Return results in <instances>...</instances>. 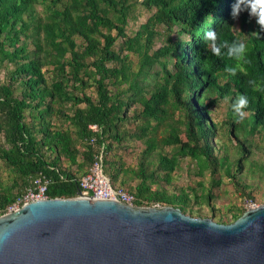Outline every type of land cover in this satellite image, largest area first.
Listing matches in <instances>:
<instances>
[{
  "label": "trees",
  "instance_id": "trees-1",
  "mask_svg": "<svg viewBox=\"0 0 264 264\" xmlns=\"http://www.w3.org/2000/svg\"><path fill=\"white\" fill-rule=\"evenodd\" d=\"M233 2L0 0V68L5 62L13 66L8 81L0 82V133L4 136L0 160L18 175L14 184L6 185L0 173V209L5 211L40 176L50 180L47 197H77L81 178L103 151L113 187L133 192L135 205H170L188 212L192 194L186 188L170 192L161 182L172 184L187 157L198 162L200 176L211 166L226 165V158L215 156L212 141L218 124L211 112L219 99L231 102L228 133L238 139L241 154L234 164L241 171L250 148L238 131L264 134V34L257 37L258 25L247 12L241 14L246 33L236 31L230 16ZM40 4L42 14L37 12ZM137 4L152 14L130 37L126 29ZM208 30L217 32L218 42H246V60L228 57L226 48L221 56H214L203 40ZM175 32L177 38L172 36ZM162 34L165 41L153 50L155 38ZM120 38L124 48L139 56L138 71L127 64L129 54L116 48ZM160 63L161 68H155ZM232 67L235 74L227 71ZM90 80L97 89L95 101L78 93ZM123 84L128 86L122 89ZM240 95L249 101L243 119L232 110ZM84 103L89 107H82ZM56 117L71 127L57 126ZM130 123L136 124L135 129L123 131ZM124 140L145 145L140 166L131 170L130 177L121 158L107 160L109 151ZM170 148L171 152H164ZM155 151H159L158 165L150 169L148 158ZM227 167L228 174L235 175L232 165ZM130 179L135 186H127ZM204 195L211 200L210 193ZM242 209L244 213L245 206Z\"/></svg>",
  "mask_w": 264,
  "mask_h": 264
},
{
  "label": "water",
  "instance_id": "water-1",
  "mask_svg": "<svg viewBox=\"0 0 264 264\" xmlns=\"http://www.w3.org/2000/svg\"><path fill=\"white\" fill-rule=\"evenodd\" d=\"M0 264H264V204L224 223L82 193L36 199L0 216Z\"/></svg>",
  "mask_w": 264,
  "mask_h": 264
},
{
  "label": "rangeland",
  "instance_id": "rangeland-1",
  "mask_svg": "<svg viewBox=\"0 0 264 264\" xmlns=\"http://www.w3.org/2000/svg\"><path fill=\"white\" fill-rule=\"evenodd\" d=\"M141 2V0H139ZM44 6L42 4L37 5L38 14H42ZM152 12L146 10L141 4H137L136 7L130 12L129 23L127 26V35L133 37L136 32L141 28V25L147 21ZM247 30L244 25L242 15L239 20L236 21V31ZM160 32L163 33L162 29ZM116 34L114 30L112 32ZM246 33V31H245ZM173 38H177L179 35L177 32L172 34ZM165 35H157L154 41L153 50L162 46L165 41ZM82 42V39H78ZM32 47V46H31ZM116 48L123 54H129V61L127 64L131 67L133 72L138 71L140 67L139 56L134 52L128 51L123 46V39H118ZM164 60V59H163ZM161 63L157 64L155 68H161ZM171 66V65H170ZM13 66L8 62L0 68V82L8 81V71ZM47 68V67H46ZM50 68V67H49ZM52 68V67H51ZM48 76L51 74L48 72ZM128 84H123L122 89L127 87ZM113 90H116V86H112ZM79 94H87L95 101L97 100V89L93 84V81H89V86L84 91H78ZM229 98L219 99L212 107L211 117L212 121L218 124V130L216 136L212 141L215 144L214 154L216 157H223L227 159L226 165L217 164V167H210L202 176L198 175L199 165L195 159L187 157L181 161L180 167L176 170L173 176L172 184H166L163 181L161 185L167 188L170 192H179L181 188H186L193 196L188 207L189 215L195 217H209L218 222L230 223L235 221L236 215H242V207L245 203L253 199L259 205L264 204V134L261 131H257L253 134L243 132L239 130L240 140L246 141L249 146L250 152L242 162L243 168L238 170V167L234 164L236 159L240 156L241 149L237 146L238 139L234 135H230L228 131L231 129L229 122V108L231 102ZM84 108L89 107L87 103L81 105ZM137 110H141L139 104L135 105ZM55 124L59 127H71L69 122L64 118H55ZM135 123L126 124L122 129L134 130ZM182 138L185 140V133L182 134ZM4 142V136L0 133V143ZM79 147L84 150L85 147L82 143H78ZM145 145L141 141H129L124 140L122 143H116L114 150L109 151L107 160L114 161L120 160L124 162L125 168H127V176H131V170H137L140 166V161L143 157V151ZM165 153L171 152L170 149H166ZM159 151H155L149 158L148 163L150 169H156L159 161ZM105 163V161H104ZM64 166H67V162L63 161ZM227 164H231V173L228 174ZM76 167H74L75 169ZM105 168L109 169L108 163H105ZM216 169V171H213ZM0 173L1 177L6 185L14 184L17 179V173L11 169L6 162L0 160ZM134 179L128 181L127 186H135ZM218 182V183H217ZM202 183V184H201ZM212 189L213 191L209 192ZM17 191V189H15ZM210 193L211 200L205 197L204 194ZM196 194V198L195 195ZM199 195V197H197ZM161 206V205H155ZM193 210V212H191ZM239 216V217H240Z\"/></svg>",
  "mask_w": 264,
  "mask_h": 264
},
{
  "label": "built area",
  "instance_id": "built-area-1",
  "mask_svg": "<svg viewBox=\"0 0 264 264\" xmlns=\"http://www.w3.org/2000/svg\"><path fill=\"white\" fill-rule=\"evenodd\" d=\"M91 127L94 130H99L97 125ZM49 182L50 180L45 176L37 177L32 186L22 196L18 197L13 204L8 206L5 211L0 209V216L16 211L30 201L46 198ZM80 184L82 187L80 192L84 196H92L96 199H115L127 204H135L136 196L133 192L124 187H113L110 177L105 172L103 151L97 156L90 171L81 178ZM244 206L248 210L258 207L259 204L250 199Z\"/></svg>",
  "mask_w": 264,
  "mask_h": 264
},
{
  "label": "clouds",
  "instance_id": "clouds-1",
  "mask_svg": "<svg viewBox=\"0 0 264 264\" xmlns=\"http://www.w3.org/2000/svg\"><path fill=\"white\" fill-rule=\"evenodd\" d=\"M247 12L250 20L254 19L259 30L255 31L257 37L264 34V0H234L231 5L230 16L233 21L239 20L242 13ZM203 40L208 46V50L214 56H221L222 49H227V56L234 59L235 61H245L248 51V45L246 42L233 39L231 43L228 41L218 42L217 32L215 30H208L203 34ZM231 74H235L236 68H228ZM254 83V82H250ZM264 90V89H262ZM248 98L245 95L238 96L232 103L233 112L241 119L244 118V109L248 106ZM79 196V195H78Z\"/></svg>",
  "mask_w": 264,
  "mask_h": 264
}]
</instances>
